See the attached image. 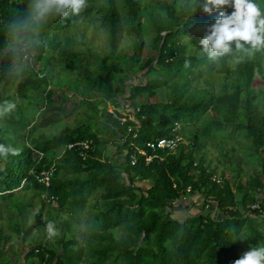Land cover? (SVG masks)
Here are the masks:
<instances>
[{
	"label": "trees",
	"instance_id": "obj_1",
	"mask_svg": "<svg viewBox=\"0 0 264 264\" xmlns=\"http://www.w3.org/2000/svg\"><path fill=\"white\" fill-rule=\"evenodd\" d=\"M253 2L263 14L264 0ZM200 3L86 0L87 7L78 14L50 18L42 33L45 46L34 50L29 43L23 48L9 45L14 32L8 24L25 13L28 0H0V102L14 96L6 86H15L20 96L43 90L46 103L52 101L53 65L74 70L78 57L91 54L88 49L70 45L74 39L57 38L58 30L71 25V18L96 15L100 26L108 31L107 50L91 54L96 60L93 72L79 79L85 89L97 93L104 118L93 113L32 145L6 137L0 126V144L17 150L7 158L0 155V197L7 201L6 210L11 208L10 226L22 235V241L23 233L30 229L25 213L34 196L42 207L50 201L41 193L54 195L59 209L72 211L82 208L91 195L99 203L97 212L88 219L84 243L66 220L54 242L31 236V246L24 255L35 257L34 264H79L83 260L85 264H234L242 250L264 247V212L251 207L264 197V89L252 85L256 69L264 77V48L230 55L238 57L233 65L227 62V54L214 62L198 47L196 53L188 49L190 45L201 46L200 39L218 16V12L204 13L197 7ZM224 11L231 13L233 9ZM147 27L152 32L148 45L156 55L139 63ZM123 31L134 36L130 55L117 49ZM31 50L34 61L40 62L41 73L24 57ZM22 59L25 62L22 66L19 63L16 71L13 63ZM185 61L190 62L188 67ZM140 69H145L143 75L135 77L133 72ZM214 70L235 72L243 82H232L231 88L224 86L200 98L187 92L193 77ZM178 79H182L180 83ZM156 89L160 99L138 100V95L152 94ZM121 93L127 95L121 97ZM126 98L129 101L124 105L122 99ZM107 104L112 109L108 110ZM88 105L97 111L93 103ZM211 109L216 115L203 118ZM234 122L228 131L227 126ZM187 125L189 134L181 129ZM176 133L181 140L174 149L146 145L148 139ZM223 134L241 135L249 142L243 157L250 163L251 172L242 178L237 170L232 180L223 177L217 181L205 163L203 147L213 138H223ZM84 139L90 141L89 146L77 142ZM69 142L76 143L67 147ZM108 143L113 144L111 156L105 151ZM35 151L41 155H34ZM131 153L136 157L134 163L130 162ZM52 166L48 184L39 180L37 176ZM144 180L146 187L139 183ZM16 189L31 191L28 200L19 197ZM187 194L197 195L198 201L191 203H196L198 210L174 216L175 207H181L179 197ZM209 201L220 214L206 211L204 205ZM260 206L264 210V202ZM40 227L44 233L42 222ZM2 241L7 243L9 237L0 228ZM14 252L8 251L5 259L0 257V264H17Z\"/></svg>",
	"mask_w": 264,
	"mask_h": 264
},
{
	"label": "rangeland",
	"instance_id": "obj_2",
	"mask_svg": "<svg viewBox=\"0 0 264 264\" xmlns=\"http://www.w3.org/2000/svg\"><path fill=\"white\" fill-rule=\"evenodd\" d=\"M228 10V7L222 10ZM261 17H264V13L261 14ZM72 23L69 26H66L63 29L58 30L57 38L64 40L65 38H70L76 40L75 43H70V45L75 46L76 48L88 49L92 53L98 54L103 53L107 50L108 45V31L100 26V18L96 15H86V16H77L71 18ZM56 31V30H54ZM152 32L151 28L147 27L146 34L143 36L144 41L141 47L140 53L138 54L139 63L145 61L149 56L156 55V51L148 45L149 38L151 37ZM134 36L131 33L123 31L119 38L117 49L123 52L126 55H130L132 52V40ZM28 43L25 40L18 41V34H12V38L9 40V45L12 47H21L23 48L25 44ZM199 48V51L202 52V46L190 45L188 49H192L193 52H198L195 49ZM34 51H28L26 53V58L29 59L33 68L41 73L39 69L40 62L34 61L33 58ZM90 53L84 54L76 59L78 66L74 70H64L55 64L52 67L53 70V80L50 83L52 89V101L46 103V96L43 90H37L30 93L29 96H20L15 86L5 87L7 91L11 94L10 101L16 104V108L9 114L4 117H0V126L3 129L4 135L12 136L17 141H24L28 145H32L34 141L38 139H44L48 136L59 133L64 128L67 129L73 126L75 123H78L83 119V117H89L93 113H96V116L104 118V113L102 112L100 105V98L97 96V93L93 90L85 89L84 81L79 80L85 75L93 72L95 67L96 60L92 57ZM1 56V54H0ZM226 58L229 65H233L235 60L238 58L236 55L231 57L228 55ZM89 60V61H87ZM24 59L14 61V67L18 71L19 63L22 66ZM41 69V68H40ZM263 69H264V57H263ZM132 70V69H129ZM145 69H140L139 72H133V75L141 76L143 75ZM136 81V78L132 79ZM182 79H178L177 82H181ZM172 80H169V84ZM232 82H238L241 84L243 79L241 76L236 75L235 72L232 74H225L223 72L212 71L210 74L206 71L201 72L200 75H196L189 81L187 87V92H191L194 97L200 98L201 96H207L209 93L217 92L224 86L231 88ZM252 85L258 89H264V77L256 69L254 72V77L252 80ZM127 93H121V97L126 96ZM160 90L156 89L152 94H141L138 95V100L140 102L152 101L160 99ZM129 99H122L124 105L128 104ZM3 101L0 102L2 104ZM93 103L97 108V111H94L88 104ZM261 107L264 108V99L261 101ZM107 108L112 109L110 105L107 104ZM123 109V108H122ZM24 114L21 115V113ZM208 115L214 116L216 112L211 109L208 110L203 115V118H207ZM84 120V119H83ZM82 120V121H83ZM180 125V124H179ZM178 125V127H179ZM236 125V122L227 126V130H231L232 127ZM183 132L190 133V129L187 126H182ZM223 138H213L209 140L202 149V154L204 153L205 163L209 168L213 169V175L216 178L231 177L237 170L241 171V178L246 174L251 172L250 163H247L245 157H243V152L247 150V142L245 138L241 135L237 136H225ZM113 150V144L108 143L105 146V151L108 152V155L111 156ZM126 151L123 150L121 153ZM35 153V152H34ZM122 155V154H121ZM118 155L117 158L122 159V156ZM116 157V156H115ZM234 178L231 177L230 180ZM142 186H147L148 183L144 181H139ZM19 192V197L22 195L23 200L29 198L31 191L24 193L21 189H16L15 192ZM199 193V192H196ZM24 195V196H23ZM29 195V196H28ZM187 194L181 195L179 197L178 203L181 207H175L173 210V215L182 217L187 213H195L198 209L196 203H191V201H198L197 195ZM28 200V199H27ZM6 200L1 199L0 197V228L6 234H8L9 241L4 244L2 241L0 243V257L6 258L8 256V251L16 250L14 252V257L17 260V264H34V259L32 256L26 257L24 254L29 249V240L31 236L39 237L41 241H46L50 239L51 242H54V239L57 238L60 233V227L63 223V220H66L70 227H75L77 229L76 236L81 243H84L88 219H91L98 208L99 203H97L95 195H91L86 204L76 210L72 211L68 207L64 209H59L56 202H47V204L41 207L40 199L37 196L32 198L31 205L27 206L26 209V225H30V229L25 235V240L22 241L21 234L12 229L10 226L11 222V212L6 210L4 203ZM188 204H191L188 206ZM199 205V204H198ZM206 211L212 212L214 215L220 214L216 210V206L209 201L204 205ZM204 211V210H203ZM10 212V213H9ZM17 213V212H16ZM13 214V213H12ZM46 221H52L55 225L56 231L58 234L54 235L52 238L47 236V233H43L40 222L44 225ZM262 227V225H260ZM67 229H63L65 232ZM120 233V229H116V234ZM34 243V242H33ZM31 243V244H33ZM49 245L50 242H49ZM245 250L241 251L243 254ZM79 264H85V260L81 261Z\"/></svg>",
	"mask_w": 264,
	"mask_h": 264
},
{
	"label": "clouds",
	"instance_id": "obj_3",
	"mask_svg": "<svg viewBox=\"0 0 264 264\" xmlns=\"http://www.w3.org/2000/svg\"><path fill=\"white\" fill-rule=\"evenodd\" d=\"M198 6L207 14L218 12L215 22L208 26L199 41L202 52L210 60L219 62L226 54L264 48V17H261V10L253 0H201ZM86 7V0H28L25 13L10 21L8 27L19 34L18 41L25 40L37 50L45 46L42 33L50 18L67 17L69 12L78 14ZM226 7H231L233 11L229 13L222 10ZM7 51L14 53L12 48ZM189 64V61H185V67ZM8 74L11 78L12 73ZM15 108L14 102L4 99L0 104V117ZM9 153L16 155L17 150L0 144V155L7 158ZM45 231L49 238L58 234L52 221H46ZM234 264H264V247H251Z\"/></svg>",
	"mask_w": 264,
	"mask_h": 264
},
{
	"label": "built area",
	"instance_id": "obj_4",
	"mask_svg": "<svg viewBox=\"0 0 264 264\" xmlns=\"http://www.w3.org/2000/svg\"><path fill=\"white\" fill-rule=\"evenodd\" d=\"M26 56V54H24V57ZM181 140V136L179 134H174L172 137L169 136H159L156 137L154 139H148L146 141V145L151 148V149H155V148H164V147H168L169 149H174L175 146L177 145L178 141ZM79 144H81L82 147H87L89 146L90 141L87 139L81 140V141H77ZM76 142H69L67 143V147L72 146L73 144H75ZM34 155H41V152L39 151H35ZM149 158V156H148ZM136 160L135 154L131 153L130 154V162L134 163ZM54 166H52L50 169L48 170H44L42 174L38 175V179L45 182L46 184H48L49 178H50V174L52 173ZM213 178H215L217 181H219V178H216L213 175ZM41 196L46 200V201H50V202H55L57 197L54 195H47L45 192L41 193ZM192 196V195H191ZM264 202V197H262V199H258L256 201H254V203L251 204V207L257 208L259 209V211H263L260 203Z\"/></svg>",
	"mask_w": 264,
	"mask_h": 264
},
{
	"label": "crops",
	"instance_id": "obj_5",
	"mask_svg": "<svg viewBox=\"0 0 264 264\" xmlns=\"http://www.w3.org/2000/svg\"><path fill=\"white\" fill-rule=\"evenodd\" d=\"M193 196V195H192ZM198 209V208H197ZM175 210V209H174ZM175 216V215H174Z\"/></svg>",
	"mask_w": 264,
	"mask_h": 264
}]
</instances>
